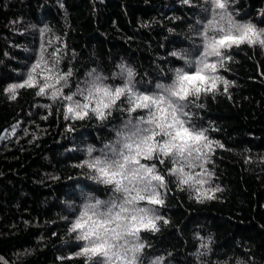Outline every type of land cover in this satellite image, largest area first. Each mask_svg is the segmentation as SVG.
<instances>
[{
  "label": "trees",
  "instance_id": "16d2710c",
  "mask_svg": "<svg viewBox=\"0 0 264 264\" xmlns=\"http://www.w3.org/2000/svg\"><path fill=\"white\" fill-rule=\"evenodd\" d=\"M227 3L221 14L264 29V0ZM211 9L207 0H0V264H89L72 224L88 196L107 200L112 192L87 167V148L114 141L129 119L123 97L105 119L91 111L75 118L71 102L53 98L52 89L38 94L47 73L34 86L9 87L24 84L40 61L71 71L63 96L93 70L123 85L120 65L152 91L186 68L179 54L201 50ZM223 52L229 58L214 74V90L190 97L187 109L212 141L207 162L186 168L189 183L180 184L168 160L142 161L166 181L163 205L150 206L162 217L158 230L139 233L143 264H264V48L245 43Z\"/></svg>",
  "mask_w": 264,
  "mask_h": 264
},
{
  "label": "snow or ice",
  "instance_id": "6c2138e0",
  "mask_svg": "<svg viewBox=\"0 0 264 264\" xmlns=\"http://www.w3.org/2000/svg\"><path fill=\"white\" fill-rule=\"evenodd\" d=\"M207 2L212 5L213 15L202 27L201 50L195 56L187 52L179 54L186 68H176L170 83L157 82L152 91L138 87L133 70L120 65L117 76L123 78L126 74L123 85H109L106 77L93 70L83 86L78 85L76 92L63 96V87L67 86L71 71L54 72V67L47 65L41 68L40 61L33 66L24 84L11 85L8 89L14 93L18 87L34 86L37 77L47 73L38 94L52 89L53 98L62 96L71 102L67 112L75 118L83 119L91 111L97 118L105 119L106 114H111L108 110L117 107L122 97L128 105L129 119L116 130V139L99 150L93 146L87 148L90 157L85 162L87 167L93 169L97 182L112 192L107 200L88 196L72 224L71 231L78 233L76 239L84 242L78 254L86 256L89 264H143L141 254L145 244L139 233L158 230L155 222L162 217L155 215L156 209L150 206L163 205L159 189L166 186V181L156 164L142 161L158 160L164 164L168 160L174 167L167 171L177 176L180 184H188L186 176L190 174L185 169L203 167L207 162L205 149L209 152L212 149L206 130L191 122V113L187 110L190 97L198 98L201 92L214 90L219 79L214 74L229 58L224 55V49L245 43L264 48V29H257L250 22H237L230 13L221 14L227 12V0ZM217 9L220 11H215ZM210 57L217 59L212 61ZM48 80L54 83H46ZM61 81L63 85L57 88ZM75 96L82 97V101L74 100ZM137 110L145 114L132 118L131 114ZM94 151L100 154L92 156Z\"/></svg>",
  "mask_w": 264,
  "mask_h": 264
}]
</instances>
